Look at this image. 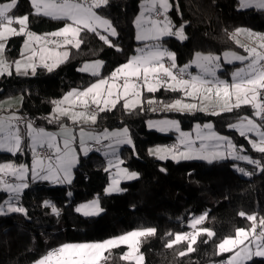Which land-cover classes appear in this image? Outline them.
<instances>
[{
    "label": "trees",
    "instance_id": "1",
    "mask_svg": "<svg viewBox=\"0 0 264 264\" xmlns=\"http://www.w3.org/2000/svg\"><path fill=\"white\" fill-rule=\"evenodd\" d=\"M11 0H0L8 2ZM141 0H106L98 11L118 28L109 42L95 31L82 29L79 44L69 46L65 61L48 71L38 67L32 74L0 76V100L21 96L18 114H27L49 129L68 123L50 119L53 102L73 89H82L99 77H108L126 62L140 44L134 39L133 20ZM167 16L174 26L183 25L184 39L164 38L167 49L174 53L177 66L189 62L195 53L220 56L237 50L232 32L238 27L264 31V9H239V0H169ZM13 15L27 16V29L49 34L65 24L56 19L33 13L29 0H17ZM23 35L6 39L5 58L13 61L20 56ZM103 61L100 74L92 76L80 71L85 61ZM233 65H229L232 67ZM189 74V73H186ZM191 75V74H190ZM182 92L160 88L145 95L168 102ZM146 108V107H145ZM145 108L126 110L117 104L97 112L93 128L126 126L132 147L122 148L123 165L138 174L120 184L121 192L104 195L111 169L102 156L91 152L79 157L73 179L67 185L48 181H29L15 199L0 192V264H32L47 251L66 242L101 241L135 229H152L140 238L142 264H208L223 262L228 252H219V243L233 237L239 229L257 225L264 227V151L253 150L244 136L227 129L237 119L253 115L254 108L244 105L212 113L169 112L183 128L195 121H212L220 133L230 134L238 147L251 158L250 163L225 159L206 161L159 160L148 154L150 146L172 145L175 137L146 128V119L156 114ZM161 113L159 115H163ZM264 123V112L259 118ZM22 154L0 152V163L18 160ZM98 196L102 213L83 217L74 207ZM205 214L197 225L199 232L189 238L175 240V235L189 233L188 221ZM264 240V230L260 233ZM193 241L191 242V240ZM123 245L104 252L103 264H133L123 260ZM244 264H264V258H253Z\"/></svg>",
    "mask_w": 264,
    "mask_h": 264
},
{
    "label": "rangeland",
    "instance_id": "2",
    "mask_svg": "<svg viewBox=\"0 0 264 264\" xmlns=\"http://www.w3.org/2000/svg\"><path fill=\"white\" fill-rule=\"evenodd\" d=\"M29 1L33 13L65 20L63 27L54 31L51 36L62 35L68 38L69 43L79 40L77 36L82 29L97 32L106 42L118 33V28L111 20L98 11L106 0H91V4L79 0ZM16 3L17 0L0 2V37L21 34L28 39L36 33L27 29L26 15H13ZM169 8V0L140 1L138 13L133 20L134 39L140 44L135 46L129 59L114 69L108 77H99L85 88L70 90L53 102L49 118L65 119L69 124L62 123V126L55 129L37 128L31 123L17 126L14 122L20 115L16 111L17 106L3 105L8 98H11L9 102H14L15 99L7 97L0 101V124L10 122L6 128L0 125V152L22 154L18 160L0 163V172L3 171L16 180L15 183L0 185V192L8 194L5 202L14 206L16 197L29 181L69 184L78 163V160L72 159L78 150L81 157L95 152L106 159L107 169L111 171L104 195L121 192L122 182L133 181L138 177L137 172L123 165L120 157L122 148L132 147L128 128H93L97 112L86 109L91 106L97 111L111 109L117 104L128 111L160 107L164 114L157 113L148 117L146 128L163 135H172L175 140L172 145L150 146L147 152L156 159L212 162L224 157L219 160L234 159L250 163L251 158L244 153V148L238 147L230 134L218 132L212 121H195L190 128H183L177 117L167 114L179 112L217 115L222 111L249 104L254 108L253 115L232 121L227 129L244 136L253 150L264 151V123L259 120L263 114V102L257 93L264 86V76L258 73L260 52L264 49V31L238 27L232 32V38L239 49L226 51L220 56L195 53L189 62L177 66L174 53L166 48L167 43L163 39L174 37L182 41L185 37L184 24L174 26L171 23L167 16ZM238 8L264 9V0H239ZM155 12H159L162 19L155 18ZM65 38H55L52 42ZM5 43L6 39H0V75L16 60L9 61L4 57ZM77 45L78 43L74 46ZM33 57L32 54H27L19 60L25 65L32 62ZM165 61L171 64L170 68ZM231 64L233 66L229 67ZM102 65L103 61L99 59L85 61L81 64L80 71L97 76ZM47 67L51 71L56 66L49 64ZM174 71H179L182 76L189 73L192 79L186 81L182 77L178 78ZM160 88L178 90L182 94L168 102L145 95ZM212 109L214 110L211 111ZM7 117L10 121L5 120ZM63 128H68L69 131H62ZM68 134L72 136L69 139ZM100 141L107 143L95 150L88 147V144H97ZM39 149L50 151L54 155L53 160L38 156ZM74 211L83 217L100 215L102 208L99 197L94 196L76 205ZM204 217L205 214H201L191 218L188 221L190 232L176 234L174 239L195 236L199 232L197 225ZM260 225H257L255 232L254 226L239 229L233 237L219 243L218 251L228 252L225 260L227 264H244L255 257L264 258V240L259 236L264 227L262 226L261 231ZM150 232L152 229H135L101 241L66 242L59 246V255H44L32 264H101L104 252L120 245L126 247L123 260L142 264L144 258L139 252V241Z\"/></svg>",
    "mask_w": 264,
    "mask_h": 264
},
{
    "label": "crops",
    "instance_id": "3",
    "mask_svg": "<svg viewBox=\"0 0 264 264\" xmlns=\"http://www.w3.org/2000/svg\"><path fill=\"white\" fill-rule=\"evenodd\" d=\"M9 34H12V33H9ZM51 34L52 33L40 35L39 33H36L32 36H29L28 39L25 36V38H23V42H22L21 47H20V56L18 58H16V60H14L15 62L13 61L12 64L5 71H3L4 73H2L1 75H8L11 73H14V74H32L36 71V69L38 67H45L49 71V69L47 67V66H49V64L53 67L54 66L57 67L60 63L65 61L68 57V54H69V46H74L77 43L79 44V40L76 42H73V43H69L68 38H65L62 35H58V34H56V35L53 34V36H51ZM11 36H13V35H3V37H0V39H7ZM44 36H49L51 38V40H49L47 42L43 41L42 38ZM75 36L76 35H74V37ZM59 37L65 38V39L64 40L59 39L55 42H52L53 39L59 38ZM77 37H75V39H77ZM42 50H44V51L41 52ZM4 52H5V49H4ZM27 54H32L34 56L33 57L34 60L30 63L22 65V62H20L19 59L25 57V55H27ZM4 57H5V54H4ZM0 59H2L1 55H0ZM15 96L19 97L20 99L15 98L14 96H11L12 99H15L14 102H9L10 101L9 99H11V98H8V100H6V101L4 100L5 101L3 104L4 107L17 106V110H18L20 107V103H21L22 98L19 95H15ZM0 101H2V99ZM7 118L5 120L10 119L9 117H7ZM8 123H10V122L5 121L4 123H2L0 125L6 128L8 126ZM62 131H69V130H68V128H63ZM68 136L69 137H67V139L72 137L70 134H68ZM100 142H105V141H100ZM80 156H81V152H80V150H78L77 154L75 155V157H73L72 160H78ZM76 157H77V159H76ZM222 158H224V157H222ZM222 158H219V159H222ZM219 159H217V160H219ZM100 263L103 264L102 262H100Z\"/></svg>",
    "mask_w": 264,
    "mask_h": 264
},
{
    "label": "built area",
    "instance_id": "4",
    "mask_svg": "<svg viewBox=\"0 0 264 264\" xmlns=\"http://www.w3.org/2000/svg\"><path fill=\"white\" fill-rule=\"evenodd\" d=\"M80 2H83V3H87V4H91V0H79ZM153 16L155 18H158V19H162V15L158 12V13H154ZM43 41L47 42L49 40H51V38L49 36H44L42 38ZM261 54V60H260V64H259V67H258V72L259 74L263 75L264 76V49L261 50L260 52ZM165 64L167 67H171V64L168 62V61H165ZM174 74L178 77V78H183L185 79L186 81H190L192 79V76L190 74H186L184 76H182V74L179 72V71H174ZM257 93H258V96L259 98L262 100L263 102V105H262V109H263V112H264V86L257 90ZM86 109L90 112H98L94 107H86ZM146 111L148 113H151V114H157V113H162V109L160 107H153L152 109H149L147 108ZM213 111V109L211 110ZM14 122L17 126H24L26 125L27 123H31L33 124L35 127L37 128H40V127H44L46 129H48V127H46L44 124H41L40 122H38L36 119L34 118H31L29 115L27 114H20L17 118L14 119ZM107 143V141L105 142H100V143H97V144H94V143H90L88 144V147L95 150L97 148H102L105 146V144ZM37 155L38 156H41L47 160H53L54 158V155L50 152V151H47L46 149H39L37 151ZM16 180L15 178H13L11 175L5 173V172H0V185H5V184H8V183H15ZM263 227L261 226V231H262ZM185 238H189V236H184ZM61 253V248L59 246H55L51 249H49L46 253V255L48 256H56L58 254ZM222 264H227L225 261L222 262Z\"/></svg>",
    "mask_w": 264,
    "mask_h": 264
}]
</instances>
